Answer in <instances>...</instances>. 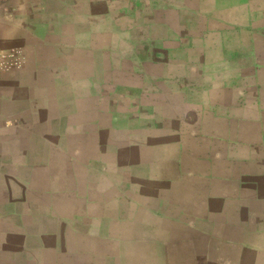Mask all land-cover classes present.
Returning a JSON list of instances; mask_svg holds the SVG:
<instances>
[{"label":"crops","instance_id":"0c3cea01","mask_svg":"<svg viewBox=\"0 0 264 264\" xmlns=\"http://www.w3.org/2000/svg\"><path fill=\"white\" fill-rule=\"evenodd\" d=\"M0 264H264V0H0Z\"/></svg>","mask_w":264,"mask_h":264}]
</instances>
